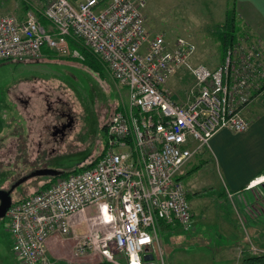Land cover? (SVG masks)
Returning a JSON list of instances; mask_svg holds the SVG:
<instances>
[{"label":"built area","instance_id":"built-area-1","mask_svg":"<svg viewBox=\"0 0 264 264\" xmlns=\"http://www.w3.org/2000/svg\"><path fill=\"white\" fill-rule=\"evenodd\" d=\"M145 6L146 0H46L39 13L29 8L21 19L0 16V62L46 53L84 63L73 42L128 97L105 125V147L92 167L11 203L7 229L20 264H170L158 224L193 229L181 180L185 166L219 131L248 129L243 110L264 94L263 46L238 42L214 69L188 66L195 47L182 38L168 43L151 35ZM183 67L194 84L178 102L165 87ZM89 209L102 228L77 235L73 217ZM50 242H72L70 260L53 258ZM250 251L264 255L251 243Z\"/></svg>","mask_w":264,"mask_h":264},{"label":"rangeland","instance_id":"rangeland-1","mask_svg":"<svg viewBox=\"0 0 264 264\" xmlns=\"http://www.w3.org/2000/svg\"><path fill=\"white\" fill-rule=\"evenodd\" d=\"M18 1L34 4L28 0ZM194 2V0H146L143 15L145 11L150 10L151 19L147 25L155 27V30L164 31L170 43L180 37L195 47L188 66L203 64L212 69L220 64L222 58L217 35L213 36L214 32L217 34L215 26L219 22L215 21L216 15L214 18L213 15L205 13L197 17L200 20L195 21L197 13L196 8H192ZM42 3L45 6L46 1ZM43 7L39 9L42 10ZM20 13L1 14L0 9V16L7 14L17 17ZM247 36L248 34L244 33L239 42L243 45L245 42L251 43V39ZM170 80L177 85V95L180 101L184 102L187 92L194 84L188 69L181 68ZM169 81L165 88L170 94L167 88ZM28 88L44 89L46 93H51L49 97H53V92H56L57 96L62 98L65 110L70 109L74 117V122L64 133L65 135L56 140L51 139L48 146H41L35 152H31L32 154L28 152L31 145L28 132L22 126L25 120L15 109V101L12 100L13 93L18 94ZM170 96L172 97L171 94ZM127 102L126 88L115 82L104 68L91 70L80 62L58 58L0 62V149H4L0 151V190H8L16 181L37 170L69 172L81 163L86 165L93 162L104 149L107 140L103 126L109 121L112 112L120 108L122 104L126 105ZM48 107L50 111L46 113L45 107L41 106L42 115L37 119L38 121L51 122L54 116L52 109H60L61 105L59 102L51 101ZM15 139L18 140L19 148L14 153L12 150L16 142L12 140ZM5 145L8 146L5 147ZM48 180V177L28 179L12 191V202L33 194ZM204 194L208 196L210 193L206 191ZM190 198L193 199L194 196L191 195ZM216 209L218 214L217 212L215 215L208 213L207 216H201L196 211L192 222L195 232L192 236L181 235L188 237L182 250L175 251L169 242L165 243L167 253L171 252L170 264H210L212 262L223 264L219 256L215 255L216 250L231 245L237 242L236 240L241 243V246L252 242L256 248L264 250V235L248 238L243 232L239 239L226 235L221 230L220 207ZM253 209L264 213V205L259 208L253 206ZM227 210H230V207H227ZM262 218L264 219V214L259 219ZM73 220L77 221V227L74 228V233L77 235L102 228V222L94 209L76 215ZM222 220L225 219L222 218ZM244 226H246L245 223ZM7 227L8 219L5 217L0 220V264H20V260L12 250V241ZM104 228L108 229L107 226ZM70 243L72 246L73 243ZM68 244L67 247H61L50 242V251L54 256L57 255L58 259L70 260L71 247ZM251 255L259 254L254 252ZM207 256L211 259L206 260ZM235 257L232 260L233 264H241V257L239 256L238 259L237 252Z\"/></svg>","mask_w":264,"mask_h":264},{"label":"crops","instance_id":"crops-1","mask_svg":"<svg viewBox=\"0 0 264 264\" xmlns=\"http://www.w3.org/2000/svg\"><path fill=\"white\" fill-rule=\"evenodd\" d=\"M28 1L34 4L24 3L18 0H0L1 14L21 12V15L19 14L17 16L21 19L26 11V5L34 9L37 13L41 12L39 8L44 6L42 3L44 0ZM194 1L192 8H196L197 13L194 20H200L197 17L203 13L206 15H213L214 18L216 15L217 18H215V21H217V23L219 22V24L215 26V30L218 31V28L225 20V14L229 8V0ZM37 3L42 5L37 6ZM235 11L243 33L248 34V37L252 41L259 42L264 48V0H235ZM144 17L147 31L151 35H163L165 41L170 43L164 31L159 29L155 30L156 28L154 26L155 29L152 28L150 24L147 25L151 19L150 10H147V12L145 11ZM216 35L217 34L214 32L213 36ZM40 58L57 57L43 53ZM215 67H212V69ZM102 68L104 67L102 66ZM105 71L108 72L106 69ZM167 88L173 100L181 102L176 92L178 87L173 80L169 81ZM50 95L51 93H46L44 89L41 88H28L23 92H18V94L13 93L12 100L15 101V109L21 115V118L25 120L22 126L26 128L28 140L31 143L28 148L29 154H32L31 152H35L37 148H39L37 145L42 139L46 138L50 143L51 139L56 140V138H58V136L56 137L49 134L52 121L49 123H42L37 120L42 115L41 106H44L45 112L48 113V111H50L48 103L55 100L57 97L60 98V96H57L56 92H53V97H49ZM115 110H117V108ZM243 116L249 124L245 132L232 133L227 130H221L216 133L210 141L209 148L203 154L193 158L185 166L184 174L181 177L191 205L193 214L192 222L196 215V211H198L201 216H207L206 214L208 213L215 215L217 212L216 208L220 207L219 217L222 224L221 230H223L226 235L229 234V236L236 239L241 238L243 232L246 233L248 238L262 237L264 235V219H259L264 213H259L257 209H253V206L259 208L261 205H264V94L259 96L251 105L243 110ZM104 126L103 130L105 133ZM12 141H14V143L16 142V144H14V150H12V152L15 153L19 148L17 145L18 140L15 139ZM49 143L45 146H48ZM35 144H37L36 149ZM7 146L8 145H5V147ZM2 150L4 149H0V151ZM196 167H198L196 171L189 172ZM206 191L210 193L208 196L204 194ZM191 195L194 196L193 199L190 198ZM254 195H256V197H254ZM209 206L215 208L213 209ZM227 207H230V210H227ZM216 214H218V212ZM214 217L216 218V216ZM246 217H248V219ZM222 218L225 220L223 221ZM259 221L261 223H258ZM244 223L246 226H244ZM194 232V226L190 233H185L176 223L158 224V233L163 247L165 248L169 263L171 252L169 254L167 253L168 250L166 249L165 243L169 242L175 251L182 250L183 244L185 240L187 241L188 237L184 236L185 239L181 235L189 234L187 236H192ZM236 241L237 242H233L231 245L216 250L215 255L219 256L223 264H233L234 262L232 260L236 258V252L238 254V259L239 256L241 257V264H249L244 262V259L248 258V256L253 253L250 251V244L245 243L241 246V243L238 240ZM68 245L71 247L70 242ZM65 246L67 247V245H61V247ZM49 254L53 256V258L56 257L55 259H58V256H54L52 252H49ZM210 259L211 258L207 256L206 260ZM210 264L215 263L212 262Z\"/></svg>","mask_w":264,"mask_h":264},{"label":"trees","instance_id":"trees-1","mask_svg":"<svg viewBox=\"0 0 264 264\" xmlns=\"http://www.w3.org/2000/svg\"><path fill=\"white\" fill-rule=\"evenodd\" d=\"M29 7L26 5L25 10H27ZM39 21L43 26H47V22L39 16ZM243 31L240 28L239 22L237 20V14L235 11V0H229V8L225 14V20L223 24L218 28L217 31V40L219 42V47L221 49L222 58L221 62L224 59V56L226 54V51L228 49H231L235 45L238 44L239 40L242 38ZM72 47H77L86 57L85 62L83 63L84 66L91 70H95L96 68H102V65L89 53L85 52L84 49H82L80 46L72 42ZM105 129V126H104ZM102 153L99 154V156L91 163L83 165L82 163L77 166V168H74L73 170L66 172L64 171L63 176L65 177L70 174H74L77 172H80L81 170L87 169L92 167L97 159L100 157ZM198 167L193 168L191 171H196ZM49 178V177H48ZM56 178H49L47 182H45L37 191L40 189H43L47 186H49ZM36 191V192H37ZM35 193V192H34ZM25 198V197H24ZM21 198L20 200L24 199ZM13 203V202H12ZM251 256V257H250ZM248 258L244 259V262H247L249 264H264V255H250Z\"/></svg>","mask_w":264,"mask_h":264},{"label":"flooded vegetation","instance_id":"flooded-vegetation-1","mask_svg":"<svg viewBox=\"0 0 264 264\" xmlns=\"http://www.w3.org/2000/svg\"><path fill=\"white\" fill-rule=\"evenodd\" d=\"M55 102H59L61 105V108L59 109H52L53 112V119H52V124L50 127V133L53 136H60L63 135L67 129H69L74 121V117L72 115L71 110H65V104L62 100V98H56L55 100H53ZM50 110V109H49ZM47 143H49V141L45 138L42 139L39 144L38 147L47 145Z\"/></svg>","mask_w":264,"mask_h":264},{"label":"water","instance_id":"water-1","mask_svg":"<svg viewBox=\"0 0 264 264\" xmlns=\"http://www.w3.org/2000/svg\"><path fill=\"white\" fill-rule=\"evenodd\" d=\"M63 174H64L63 171H57V170H37L16 181L8 190H0V220L6 217V213L12 203L11 193L19 185H21L30 178H34V177L56 178L63 176Z\"/></svg>","mask_w":264,"mask_h":264}]
</instances>
